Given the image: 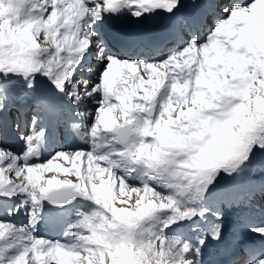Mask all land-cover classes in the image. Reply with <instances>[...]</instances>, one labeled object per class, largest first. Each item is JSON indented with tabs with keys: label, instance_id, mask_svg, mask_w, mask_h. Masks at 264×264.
I'll return each mask as SVG.
<instances>
[{
	"label": "snow or ice",
	"instance_id": "1",
	"mask_svg": "<svg viewBox=\"0 0 264 264\" xmlns=\"http://www.w3.org/2000/svg\"><path fill=\"white\" fill-rule=\"evenodd\" d=\"M0 264H264V0H0Z\"/></svg>",
	"mask_w": 264,
	"mask_h": 264
},
{
	"label": "bare ground",
	"instance_id": "2",
	"mask_svg": "<svg viewBox=\"0 0 264 264\" xmlns=\"http://www.w3.org/2000/svg\"><path fill=\"white\" fill-rule=\"evenodd\" d=\"M128 21H129L130 23H132L130 20H128ZM131 25H132V27H129V28H130V29L133 28V30H134L135 28L138 27L137 25H135V24H133V23H132ZM53 235H54V233H53Z\"/></svg>",
	"mask_w": 264,
	"mask_h": 264
},
{
	"label": "rangeland",
	"instance_id": "3",
	"mask_svg": "<svg viewBox=\"0 0 264 264\" xmlns=\"http://www.w3.org/2000/svg\"><path fill=\"white\" fill-rule=\"evenodd\" d=\"M82 163H84V162H80L78 165H79V166H81V165H82ZM126 191H127V190H126ZM134 195H135V194H133V196H134Z\"/></svg>",
	"mask_w": 264,
	"mask_h": 264
}]
</instances>
